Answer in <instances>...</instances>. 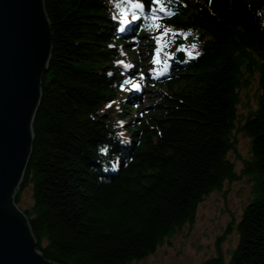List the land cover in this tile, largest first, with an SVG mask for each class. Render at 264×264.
<instances>
[{"label": "trees", "instance_id": "16d2710c", "mask_svg": "<svg viewBox=\"0 0 264 264\" xmlns=\"http://www.w3.org/2000/svg\"><path fill=\"white\" fill-rule=\"evenodd\" d=\"M44 1L52 55L21 184L33 188L25 213L43 256L131 264L155 253L195 220L206 196L240 179L229 158L239 129L250 138L241 174L252 181L253 198L228 263L264 264V0H139L142 10L120 7L138 0ZM134 14L144 22L140 32L122 27ZM153 18L196 47L165 58L169 88L149 85L145 104L122 87L143 67L139 54L129 73L117 61L136 37L154 38ZM256 75V106L241 117L242 90ZM119 118L129 120L121 127ZM201 264L227 262L219 251Z\"/></svg>", "mask_w": 264, "mask_h": 264}, {"label": "water", "instance_id": "95a60500", "mask_svg": "<svg viewBox=\"0 0 264 264\" xmlns=\"http://www.w3.org/2000/svg\"><path fill=\"white\" fill-rule=\"evenodd\" d=\"M51 55L45 1L0 0V264H59L37 248L30 220L16 202Z\"/></svg>", "mask_w": 264, "mask_h": 264}, {"label": "rangeland", "instance_id": "374dc122", "mask_svg": "<svg viewBox=\"0 0 264 264\" xmlns=\"http://www.w3.org/2000/svg\"><path fill=\"white\" fill-rule=\"evenodd\" d=\"M158 24V29L154 26V22L149 24L151 30L156 32L154 36L156 43L153 47L154 55L151 61L146 58L147 51L151 48L149 46L152 43L151 41L147 45L145 44L146 40L141 41L137 45L141 50L138 53L126 50V53H132L131 56L134 59L137 57H135V54H139L141 65L145 64L146 66V68H142L143 70L154 72V66L158 63L153 61L157 58L156 51L158 47L161 49L159 53V61L161 62L163 59L169 58L168 55L172 51L188 49L193 45L194 39L186 37L182 41H178L179 35L169 29H167L168 34L158 45L157 38L166 29L164 25H160L159 22ZM128 60L131 61L132 58ZM149 61L152 63L151 65ZM149 79L154 83L153 78L149 77ZM137 80H140V77H137ZM159 87L168 90L169 84L164 82ZM175 88H177L176 85ZM257 93L256 75L248 87L242 90V101L239 105L241 117L247 114L250 107L254 108L256 106ZM113 106L119 107L120 110L124 108V104L118 100L115 101ZM235 139L236 149L230 152L229 158L235 163L240 179L232 182L226 181L221 189H216L206 196L199 204L193 222L185 224L173 235L166 238L155 253L143 260L133 261L131 264H201L208 258L216 256L219 251L223 253L227 264H229L231 252L239 239L236 224L244 207L253 198L252 181L248 176L241 174L243 161L250 157V138L238 129L235 132ZM19 194H21L20 208L23 211L31 209L33 206L32 185L28 184L26 187L21 185Z\"/></svg>", "mask_w": 264, "mask_h": 264}, {"label": "snow or ice", "instance_id": "6c2138e0", "mask_svg": "<svg viewBox=\"0 0 264 264\" xmlns=\"http://www.w3.org/2000/svg\"><path fill=\"white\" fill-rule=\"evenodd\" d=\"M130 7L132 9H135V10H142L144 8V4L142 2H139V0H138V2L130 3ZM160 10L163 11V8H161ZM131 19L133 21H135V20L138 19V16L134 14V15H132ZM153 20H154V26L158 29L159 28V24H158V22H156L158 20V18H153ZM127 22H128L127 18L125 17L124 18V23H127ZM167 34H168V30L165 29L164 33L160 37L157 38L158 45L161 43V41L164 39V37ZM195 47H196V45H192L193 49H195ZM180 50H183V49H180ZM160 51H161V49L158 47L157 51H156L157 58L153 61L154 63H159L160 62L159 61V53H160ZM198 55H199V53L197 52L196 56H198ZM188 57H189V59H194L195 58V56H193L192 52H188ZM157 75H163V71L158 72ZM141 79H143V75H141ZM133 88L135 90H139V85L138 84H134Z\"/></svg>", "mask_w": 264, "mask_h": 264}, {"label": "bare ground", "instance_id": "6f19581e", "mask_svg": "<svg viewBox=\"0 0 264 264\" xmlns=\"http://www.w3.org/2000/svg\"><path fill=\"white\" fill-rule=\"evenodd\" d=\"M128 120H129V118H128Z\"/></svg>", "mask_w": 264, "mask_h": 264}]
</instances>
